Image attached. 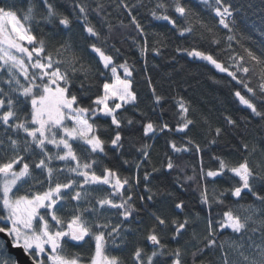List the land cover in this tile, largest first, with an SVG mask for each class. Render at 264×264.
<instances>
[{"label":"snow or ice","instance_id":"1","mask_svg":"<svg viewBox=\"0 0 264 264\" xmlns=\"http://www.w3.org/2000/svg\"><path fill=\"white\" fill-rule=\"evenodd\" d=\"M236 12L0 0V264H264V39ZM177 54L237 111L187 95Z\"/></svg>","mask_w":264,"mask_h":264},{"label":"trees","instance_id":"2","mask_svg":"<svg viewBox=\"0 0 264 264\" xmlns=\"http://www.w3.org/2000/svg\"><path fill=\"white\" fill-rule=\"evenodd\" d=\"M190 2V0H186ZM234 6L238 9V12L235 13V18L238 25L243 33L250 35L252 41H259L264 39L259 35L260 30H264V0H233ZM197 11H200L203 8V5L194 4ZM205 20L216 23L212 19V15L207 10L201 13ZM162 24L163 22H159ZM159 30L163 31L162 28ZM226 31V30H225ZM252 41H248L251 45ZM130 56H136V52L128 53ZM167 55V53H166ZM178 63L174 65L175 71H172V68L161 67L159 69H150L151 73L159 77L163 73L172 71V79L180 81L181 79H188L190 83H196L194 90H190L186 93L189 96H193L197 101L203 99L206 101L205 107L214 109L213 116L219 115V109L228 108L235 113L237 111L236 102L233 101L231 97L228 96L227 87H222L221 85L213 83V80L209 77H215L217 80H221L222 76L217 75L210 67H205L204 63L194 61L190 57H186L183 54H177ZM156 64L163 65V62L157 58L154 61ZM180 65H184V68L181 70ZM190 74V75H189ZM193 77L195 79H193ZM168 107V105H165ZM243 114V113H241ZM163 138L156 141V152H163ZM181 161L188 162L192 161V158L189 156H182ZM207 162V157H205ZM188 196H185V199H188Z\"/></svg>","mask_w":264,"mask_h":264},{"label":"water","instance_id":"3","mask_svg":"<svg viewBox=\"0 0 264 264\" xmlns=\"http://www.w3.org/2000/svg\"><path fill=\"white\" fill-rule=\"evenodd\" d=\"M9 251L11 252V254L13 255V256H15V257H19L20 259H24V257H23V255H22V253H21V251L20 250H18V249H9Z\"/></svg>","mask_w":264,"mask_h":264}]
</instances>
